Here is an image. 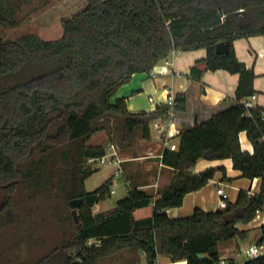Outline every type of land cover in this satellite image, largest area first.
<instances>
[{
  "label": "trees",
  "instance_id": "trees-1",
  "mask_svg": "<svg viewBox=\"0 0 264 264\" xmlns=\"http://www.w3.org/2000/svg\"><path fill=\"white\" fill-rule=\"evenodd\" d=\"M28 1L0 0V29L19 26L17 14ZM62 26V37L54 41L36 34L6 41L0 31V115L7 116L5 127L0 126V182L6 185L17 179V161L41 149L53 157L61 154L67 167L59 184L69 202L89 194L97 196L96 203L104 201L111 195L113 178L94 192L85 187L95 170L83 163L106 154L105 147L85 145L98 131L95 124L109 116L119 118L121 148L128 150L136 136L149 140L152 125L169 118L167 104L149 113L130 112L126 98L113 100L121 86L135 74H151L173 52L200 49L206 57L198 64L207 71L236 74L239 82L231 104L183 129L177 151L164 150L161 162L174 172L168 187L152 195L130 185L108 216L80 205L74 237L38 264H97L126 249L143 252L147 264H157L159 254L174 262L221 264L219 246L245 240L247 232L238 225L264 212V109L243 105L257 94L256 74L234 48L239 39L264 36V0H87ZM221 42L230 43L226 55L216 53ZM203 72L191 69L195 78ZM173 110L175 120L187 113L186 93L175 96ZM13 115L16 124H10ZM244 132L253 153L242 149ZM226 159L241 178L261 180L259 193L241 190L226 209L196 208L190 217L172 218L167 211L181 207L186 195L204 188L216 172L229 180L224 167L193 174L198 162ZM70 166H77L75 172ZM151 205V217L135 219L136 210ZM260 231L264 243V224ZM244 264H264V255Z\"/></svg>",
  "mask_w": 264,
  "mask_h": 264
},
{
  "label": "crops",
  "instance_id": "crops-1",
  "mask_svg": "<svg viewBox=\"0 0 264 264\" xmlns=\"http://www.w3.org/2000/svg\"><path fill=\"white\" fill-rule=\"evenodd\" d=\"M77 1L74 14L82 10L87 3V0ZM234 48L238 59L248 68H252L255 71L256 79L254 86L257 94L253 96L255 97L253 103L255 108L264 109V36L239 39L234 42ZM205 57V49L192 52H173L167 60L155 67L153 70L155 72L154 76L147 73L135 74L129 83L119 88L113 100L126 98L130 112L149 113L155 111L157 106L167 104V100L170 97L186 93L188 95V111L184 115H178L177 119L173 120V125L170 128L173 134L171 143L178 146V135L183 129L193 126L196 121H203L209 118L218 110L231 104L235 99L239 76L230 74L224 70L207 71L205 64L197 63L205 59ZM195 66L199 70L204 71L200 78H195L191 75V69ZM164 70L167 72L162 73ZM157 124L156 122L154 128L152 127V135L149 140H144L140 136H137L133 148L119 151L120 157L125 160L123 166L127 164L124 167V171L126 180L129 182L128 188L130 185H137L140 189L152 195L162 192L168 187L174 177L173 170L163 166L161 162V157L165 150L163 144L164 135L157 128ZM240 142L244 151L253 153V146L247 139L245 132L241 133ZM219 167L226 169V176L229 180L241 178V174L233 169L230 159L215 161L200 160L192 170V173L199 174L206 169ZM246 180L244 184L234 186L236 191L238 189L239 192L247 190L251 194H258L261 180ZM223 181V173L221 171L216 172L215 177L204 188L187 194L181 207L170 209L167 212L172 218H185L192 216L196 208H200L206 212L218 210L220 197L217 194V189L222 188L219 186V183ZM247 185H249L248 189H246ZM210 186L216 188V192L211 193V198H209L207 191ZM102 203L103 201L95 203L94 208H92L94 214L97 216H108L116 208V206L103 208ZM152 215L153 205L134 212V217L137 220L146 219ZM240 224L242 227H239ZM240 224L238 228L247 233L251 231V228L260 229L264 224V214L260 213L249 223L248 228L245 227V224ZM260 236L261 231L258 240ZM258 240L256 243H258ZM233 242L234 240L219 246L221 260L225 264H244L247 259L242 262L233 254L236 250L232 249V246L229 245L233 244ZM124 251H128L131 258L137 259L136 264H147L145 254L139 250L126 249L114 256H119ZM168 258L163 254H159L157 264H187L186 260L174 262Z\"/></svg>",
  "mask_w": 264,
  "mask_h": 264
},
{
  "label": "rangeland",
  "instance_id": "rangeland-1",
  "mask_svg": "<svg viewBox=\"0 0 264 264\" xmlns=\"http://www.w3.org/2000/svg\"><path fill=\"white\" fill-rule=\"evenodd\" d=\"M76 2L78 1L29 0L24 2L17 14L19 26L0 29L1 35L6 41H15L28 34H36L47 41L59 40L63 35L62 20L74 15ZM6 117L0 115L2 128L5 127ZM16 118L17 116L13 115L10 124H16ZM95 126L98 131L86 142V146H102L105 147L106 152L112 146L119 151L122 150V122L119 118L109 116L98 121ZM152 127L154 128V124ZM133 147L134 144L131 148ZM40 150L36 149L34 155L17 161L18 176L15 181H7L8 185L0 182V264H38L52 251L70 241L77 232L78 224L73 218L70 202L64 196L59 184L60 174L62 175L63 169L67 166L59 152L53 157L51 151L44 153ZM83 164V167L95 170L85 182L88 192H94L101 187L112 178L116 170V166L110 162L99 167L95 164L90 165L88 160ZM72 168L73 170L70 171L75 172L77 166H70V169ZM224 181L219 183V186L224 188L230 196L229 201L235 202L239 189L236 191L234 186L244 184L247 180L238 177ZM128 185L129 182L125 176L116 178L110 188L114 194L106 197L102 207L116 206L118 201L126 197ZM207 191L211 198L210 195L216 192V188L210 186ZM248 226L249 223L245 224V227L248 228ZM239 227L242 225L240 224ZM259 234V228H251L245 240L237 238L233 244H229L236 250L233 254L238 260L243 262L247 259L246 251L250 245L257 242ZM92 243H94L93 240L89 241L88 245ZM129 254L128 251H124L119 256L103 259L97 264H136L137 259L131 258Z\"/></svg>",
  "mask_w": 264,
  "mask_h": 264
},
{
  "label": "built area",
  "instance_id": "built-area-1",
  "mask_svg": "<svg viewBox=\"0 0 264 264\" xmlns=\"http://www.w3.org/2000/svg\"><path fill=\"white\" fill-rule=\"evenodd\" d=\"M167 72L166 70L162 71V73ZM155 72H151V75L154 76ZM255 97H250L246 100L243 101V105L246 109H254V103L253 99ZM167 105L170 107L169 110V118L166 120H160L157 121V128L159 129L160 132H162L163 136V144L165 149H170L172 151H177L178 146L175 144H172V138L173 134L172 131L170 130L171 126L173 125V120H174V106H175V97H170L168 99ZM162 159V157H161ZM107 162H110L116 166V170L114 171V174L112 178L115 180L116 178L120 176H125V171L123 168V164L125 162L124 159L120 157L119 154V149L116 148L115 146H112L108 152L102 157L98 158H90L88 159V163L90 165H97V167L102 166L106 164ZM110 194H114V191L111 190ZM217 194L220 197V200L218 202V209H226L228 207V202H229V195L226 193L224 188H218L217 189ZM247 259L249 258H258L260 256L264 255V243H256L251 245L247 251H246ZM142 264V263H140ZM221 264H225L224 261L221 260Z\"/></svg>",
  "mask_w": 264,
  "mask_h": 264
},
{
  "label": "water",
  "instance_id": "water-1",
  "mask_svg": "<svg viewBox=\"0 0 264 264\" xmlns=\"http://www.w3.org/2000/svg\"><path fill=\"white\" fill-rule=\"evenodd\" d=\"M230 51V43L228 42H221L217 44L216 46V53L218 55H226ZM97 196L95 194H89L85 198H80V199H75L70 201V208L72 210V215L75 220V223H78V208L82 204H87L90 205L92 208H94L95 203H96ZM260 242H263V239H260Z\"/></svg>",
  "mask_w": 264,
  "mask_h": 264
}]
</instances>
